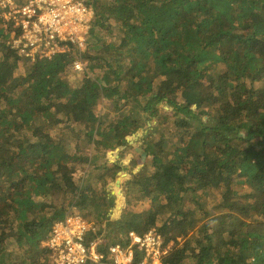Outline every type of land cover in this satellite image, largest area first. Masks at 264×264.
Segmentation results:
<instances>
[{
	"label": "trees",
	"instance_id": "obj_1",
	"mask_svg": "<svg viewBox=\"0 0 264 264\" xmlns=\"http://www.w3.org/2000/svg\"><path fill=\"white\" fill-rule=\"evenodd\" d=\"M87 3L84 46L29 67L0 18V264H54L70 212L87 242L155 228L163 264H264V0Z\"/></svg>",
	"mask_w": 264,
	"mask_h": 264
},
{
	"label": "built area",
	"instance_id": "obj_2",
	"mask_svg": "<svg viewBox=\"0 0 264 264\" xmlns=\"http://www.w3.org/2000/svg\"><path fill=\"white\" fill-rule=\"evenodd\" d=\"M0 18L20 29L13 46L27 58L29 67L37 57L51 59L68 42L84 46L95 13L88 0H27L15 7L13 0H0ZM81 61L74 69H83ZM87 221L78 213H67L51 227L41 247L52 251L54 264H163L168 248L155 228L139 234L128 230L124 241H86Z\"/></svg>",
	"mask_w": 264,
	"mask_h": 264
},
{
	"label": "rangeland",
	"instance_id": "obj_3",
	"mask_svg": "<svg viewBox=\"0 0 264 264\" xmlns=\"http://www.w3.org/2000/svg\"><path fill=\"white\" fill-rule=\"evenodd\" d=\"M80 71H82V70H80ZM80 71H77V72H80ZM96 107H97L98 109H101V108H102V105H101L100 103H97V104H96ZM77 176H78L79 178H82V177L84 176V174L81 173V172H79V173H77ZM127 187H128L129 189L133 188V183H132V180H131L130 178H128ZM116 190H117V194L120 196V195L122 194L121 189H120V188H116ZM118 200H120L121 202H120V205H119V206L116 208V210H115V214H116V216H117V214H118V212H119L120 210H122V209H126V212H127V210H128V204L126 203V201L124 202V199H122V197H121L120 199H118ZM121 204H122V205H121ZM144 207H145V206H142V207H140L139 209H143Z\"/></svg>",
	"mask_w": 264,
	"mask_h": 264
},
{
	"label": "crops",
	"instance_id": "obj_4",
	"mask_svg": "<svg viewBox=\"0 0 264 264\" xmlns=\"http://www.w3.org/2000/svg\"><path fill=\"white\" fill-rule=\"evenodd\" d=\"M122 205V204H121ZM123 210V214L121 213L120 214V217L118 216V214H117V216H116V219L118 220V222L119 223H122V222H124V219H125V216H126V214L128 213V212H126V209H122ZM119 213V212H118ZM123 216V217H122ZM121 217H122V220H120L121 219ZM110 228H107L106 229V231H108V232H110ZM110 242H114V240H112V241H110Z\"/></svg>",
	"mask_w": 264,
	"mask_h": 264
},
{
	"label": "bare ground",
	"instance_id": "obj_5",
	"mask_svg": "<svg viewBox=\"0 0 264 264\" xmlns=\"http://www.w3.org/2000/svg\"><path fill=\"white\" fill-rule=\"evenodd\" d=\"M121 213L123 214V210H120V211H119V213H118V216H119V217H120V214H121ZM122 217H123V216H122ZM122 217H121L120 220H122Z\"/></svg>",
	"mask_w": 264,
	"mask_h": 264
}]
</instances>
